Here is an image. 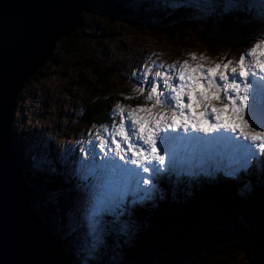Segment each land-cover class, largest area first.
Instances as JSON below:
<instances>
[{
  "label": "rangeland",
  "instance_id": "rangeland-1",
  "mask_svg": "<svg viewBox=\"0 0 264 264\" xmlns=\"http://www.w3.org/2000/svg\"><path fill=\"white\" fill-rule=\"evenodd\" d=\"M119 2L131 13L118 18H111L98 9L86 13L80 22L74 51H68L59 42L56 43L55 57L41 67L43 77L33 79L19 92L11 119L17 154L22 168L28 172L25 177L29 193L28 207L39 227L41 222L47 232L63 242L62 252L68 256L69 264H124L125 257L116 247H119L121 238L126 239L136 227L132 210L146 205L154 207L165 195L175 200L176 195L186 199L195 187L199 188L212 179L235 177L250 180L253 177L259 182L263 181L264 153L252 158L236 176L226 174L228 157L222 154L204 160L201 166L203 170L186 163L167 167L154 178L155 191L151 198L143 201L136 200L132 192L134 181L121 176L118 171L98 169L95 175L85 178L80 170L82 157L88 158L87 150L91 146L99 164L104 153L97 147L99 141L96 135L98 132L103 134V128L113 119L118 122V117H111L109 122L102 125H88L79 120L85 101L94 98L93 90L111 96V113L117 102L129 108L138 104L147 105L152 102L136 91L139 81L133 76V73L139 75L144 66L153 61L165 66L181 63L185 59L190 61L189 53L195 47L208 53H212L214 47H221L224 53L231 54L232 49H237L246 39L264 38V0ZM214 7L236 9L242 13L232 28L220 29L208 24V13ZM252 30H255L254 34ZM58 57L60 61L56 63ZM217 62L213 58V64ZM90 66H99L110 72L111 78L106 88L95 85ZM83 67H86L84 71ZM82 76L92 89L83 83ZM124 96L135 99L126 100ZM163 154L167 159L168 154ZM41 170L57 173L63 182L70 185L71 190H50L42 183L36 185L31 177ZM245 181L246 193L251 183ZM108 183L120 189L127 187V194L119 208L102 214L101 239L93 245L88 211L94 193ZM208 218L205 212L201 213L200 227L207 224ZM125 225L126 228L123 227ZM45 233L61 261L58 249ZM110 238L117 240L112 249L108 243ZM148 264L151 262L148 261ZM224 264H246V261L240 253L227 257Z\"/></svg>",
  "mask_w": 264,
  "mask_h": 264
},
{
  "label": "snow or ice",
  "instance_id": "snow-or-ice-1",
  "mask_svg": "<svg viewBox=\"0 0 264 264\" xmlns=\"http://www.w3.org/2000/svg\"><path fill=\"white\" fill-rule=\"evenodd\" d=\"M190 56L193 61L208 59ZM133 76L139 81L136 91L152 103L130 108L115 103L111 115L118 122L113 119L96 135L103 160L96 163L91 146L88 158L81 159L85 178L98 169L118 171L134 181L132 192L143 201L151 198L154 178L167 167L186 163L203 170L205 157L222 154L228 157L226 174L236 176L264 153V38L241 53L235 64L227 60L207 66L185 59L165 66L153 61ZM126 194L127 187L113 183L94 193L87 217L93 245L101 239L102 214L119 208Z\"/></svg>",
  "mask_w": 264,
  "mask_h": 264
},
{
  "label": "trees",
  "instance_id": "trees-1",
  "mask_svg": "<svg viewBox=\"0 0 264 264\" xmlns=\"http://www.w3.org/2000/svg\"><path fill=\"white\" fill-rule=\"evenodd\" d=\"M91 9H98L111 18L131 13L129 8H123L119 0H90V7L81 13L80 22ZM241 13L236 9L214 7L208 13V24L229 29L234 26ZM79 33L80 24L70 37L60 38V45L68 51H74L75 39ZM54 57L53 52L51 59ZM57 59L56 63L60 61V57ZM90 70L95 76V85L106 88L111 78L110 72L99 66H90ZM41 77L43 73L40 68L25 85ZM82 78L83 83L92 89L85 77ZM93 93L94 98L85 101L79 120L88 125L106 124L112 117L111 96H105L98 90H93ZM10 141L18 173L25 183L28 172L21 166L12 130ZM262 178V182L253 177L250 180L235 177L212 179L199 188L195 187L186 199L176 195L175 200L165 195L154 207L146 205L135 208L132 210V217L136 227L126 239L121 238L116 250L124 255V264H141L150 248L157 250L156 264H224L227 257L238 256L240 253L244 255L246 264H264V172ZM245 180L251 183V188L246 193ZM31 181L36 185L42 183L50 190H71L60 175L51 174L47 170H41L32 176ZM26 197L29 205L28 190ZM204 212L209 217L208 222L200 227V215ZM39 224L47 232L41 222ZM47 236L58 249L63 262L69 264L68 256L62 252L63 242L49 232ZM108 243L112 249L117 240L110 238Z\"/></svg>",
  "mask_w": 264,
  "mask_h": 264
},
{
  "label": "water",
  "instance_id": "water-1",
  "mask_svg": "<svg viewBox=\"0 0 264 264\" xmlns=\"http://www.w3.org/2000/svg\"><path fill=\"white\" fill-rule=\"evenodd\" d=\"M89 7L90 0H0V264H65L28 207L11 150V119L25 83ZM157 256L150 248L141 264H156Z\"/></svg>",
  "mask_w": 264,
  "mask_h": 264
},
{
  "label": "bare ground",
  "instance_id": "bare-ground-1",
  "mask_svg": "<svg viewBox=\"0 0 264 264\" xmlns=\"http://www.w3.org/2000/svg\"><path fill=\"white\" fill-rule=\"evenodd\" d=\"M254 32H255V30H252V34H254ZM247 36H248V34H247ZM255 41L256 40L246 39L244 42H242V45L241 46H238L237 47V49H232L231 54L228 53V52H225L224 53V50L221 49V47H218V48L214 47V51L212 53H208L206 50L203 51L202 49H199V48L195 47V48H193L190 51V53H196L197 54V57L203 55V56L207 57L208 59L207 60H204V61H201L199 59H197L196 61H193L192 58H191V56H190V53H189V56H190V61L189 62L190 63H204L207 66H213L214 65L213 64V58H216L219 63H223L226 60H232L233 63H234L235 61H238L239 60V57H240L241 53L246 52L247 49H249L252 46V44L255 43ZM247 62L251 63L252 62V59L249 57L248 60H247ZM176 64L179 65V63H176ZM179 134L180 135H184L182 132H180ZM197 135L203 136L204 134L198 133ZM209 135L211 136V135H214V134H209ZM181 152H182V150H181ZM207 158H212V159L213 158H217V155H212L210 157H205L204 160L207 161Z\"/></svg>",
  "mask_w": 264,
  "mask_h": 264
}]
</instances>
